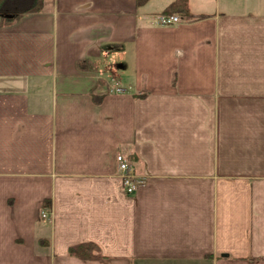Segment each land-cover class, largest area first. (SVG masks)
<instances>
[{
  "label": "crops",
  "instance_id": "obj_1",
  "mask_svg": "<svg viewBox=\"0 0 264 264\" xmlns=\"http://www.w3.org/2000/svg\"><path fill=\"white\" fill-rule=\"evenodd\" d=\"M174 1L0 15V264H264V0Z\"/></svg>",
  "mask_w": 264,
  "mask_h": 264
},
{
  "label": "trees",
  "instance_id": "obj_2",
  "mask_svg": "<svg viewBox=\"0 0 264 264\" xmlns=\"http://www.w3.org/2000/svg\"><path fill=\"white\" fill-rule=\"evenodd\" d=\"M151 0H137L139 7L145 6ZM44 7V0H0V15H3V22L12 23L26 15L41 13ZM163 14L179 15L185 22H195L207 18L203 15H194L189 8V0H175L170 4ZM180 19V20H181ZM82 69V64L79 65ZM49 206V203H47ZM43 246H49V242H41ZM69 255L81 261H99L104 259L100 248L93 243H84L73 246Z\"/></svg>",
  "mask_w": 264,
  "mask_h": 264
},
{
  "label": "built area",
  "instance_id": "obj_3",
  "mask_svg": "<svg viewBox=\"0 0 264 264\" xmlns=\"http://www.w3.org/2000/svg\"><path fill=\"white\" fill-rule=\"evenodd\" d=\"M157 21L161 26L172 27L178 25L181 20L177 15H166L161 14L157 16ZM110 93H122L123 89L116 86H111L109 89ZM119 176L122 180L123 191L129 195H134L141 187L147 184V178L140 175L133 164L123 155L119 154L116 158ZM50 213L43 211L41 217L43 219H48Z\"/></svg>",
  "mask_w": 264,
  "mask_h": 264
}]
</instances>
